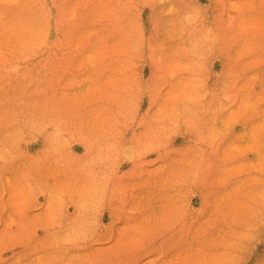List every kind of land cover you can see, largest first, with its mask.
Returning a JSON list of instances; mask_svg holds the SVG:
<instances>
[{
    "label": "rangeland",
    "instance_id": "rangeland-1",
    "mask_svg": "<svg viewBox=\"0 0 264 264\" xmlns=\"http://www.w3.org/2000/svg\"><path fill=\"white\" fill-rule=\"evenodd\" d=\"M0 264H264V0H0Z\"/></svg>",
    "mask_w": 264,
    "mask_h": 264
}]
</instances>
